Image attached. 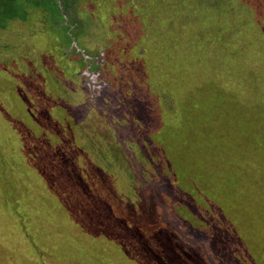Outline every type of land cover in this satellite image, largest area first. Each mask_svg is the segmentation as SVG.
<instances>
[{
  "label": "rangeland",
  "instance_id": "374dc122",
  "mask_svg": "<svg viewBox=\"0 0 264 264\" xmlns=\"http://www.w3.org/2000/svg\"><path fill=\"white\" fill-rule=\"evenodd\" d=\"M57 10L0 29V264H263L264 0Z\"/></svg>",
  "mask_w": 264,
  "mask_h": 264
},
{
  "label": "trees",
  "instance_id": "16d2710c",
  "mask_svg": "<svg viewBox=\"0 0 264 264\" xmlns=\"http://www.w3.org/2000/svg\"><path fill=\"white\" fill-rule=\"evenodd\" d=\"M58 2H61V4L58 5ZM77 2L78 0H0V29L1 30L5 29L8 23L15 21V20L26 22L29 17V12L33 10L35 11L45 10L46 12L52 13V16L56 18L58 17L57 15H59V11L57 10L59 6L63 8V11L70 18L69 22L71 25H73L74 23L79 24V22L73 19V17L75 16L73 15V9H74V6L77 5ZM204 145L205 144L202 145L201 150L204 151L203 153L206 152V154L204 155L206 157V155L209 154V148L206 147V145L205 146ZM210 151H212V149ZM227 156H228L229 164H232L233 163V153L230 152L229 154H227ZM244 158H246L245 155H244ZM185 166L187 167V165ZM187 170H191V167H189ZM220 176L227 177L228 183H230L233 187L237 186L240 183V180L239 181L237 180V182H234V179L238 178L236 176V168H233V169L232 168L229 169V167L224 168L221 170ZM222 182H226V181H222ZM228 183L226 182L227 186L229 187ZM222 246H224V244H222ZM211 260L215 263L214 259H211ZM253 262L254 263L252 264H261L260 258H257V257H254Z\"/></svg>",
  "mask_w": 264,
  "mask_h": 264
},
{
  "label": "flooded vegetation",
  "instance_id": "af4514ba",
  "mask_svg": "<svg viewBox=\"0 0 264 264\" xmlns=\"http://www.w3.org/2000/svg\"><path fill=\"white\" fill-rule=\"evenodd\" d=\"M64 12V11H63ZM65 13V12H64ZM65 17H66V19L68 20V21H70V18L68 17V15L65 13ZM9 24V23H8ZM8 26V25H7ZM72 26V25H71ZM6 29V28H5ZM2 30H4V29H2ZM84 58V57H83ZM84 60V59H83ZM90 62H88V60H84V63L82 64L83 66H82V70H81V73H82V71L83 72H85V73H87V74H90L91 76H93L94 78H96L98 75H101L100 74V70H98V69H94V71H91V72H89V69H90V64H89ZM101 79H97V81H94L92 84V88H90V89H88L89 90V92L90 93H93L96 89H99V88H101ZM100 83V84H99ZM95 93H93V95H94ZM96 95V94H95Z\"/></svg>",
  "mask_w": 264,
  "mask_h": 264
}]
</instances>
